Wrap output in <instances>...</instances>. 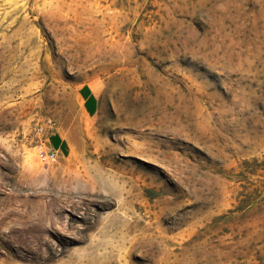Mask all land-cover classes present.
Returning a JSON list of instances; mask_svg holds the SVG:
<instances>
[{
	"label": "rangeland",
	"instance_id": "1",
	"mask_svg": "<svg viewBox=\"0 0 264 264\" xmlns=\"http://www.w3.org/2000/svg\"><path fill=\"white\" fill-rule=\"evenodd\" d=\"M0 264H264V0H0Z\"/></svg>",
	"mask_w": 264,
	"mask_h": 264
},
{
	"label": "crops",
	"instance_id": "2",
	"mask_svg": "<svg viewBox=\"0 0 264 264\" xmlns=\"http://www.w3.org/2000/svg\"><path fill=\"white\" fill-rule=\"evenodd\" d=\"M78 97L81 101L83 111L87 114H93L98 108V98L90 83L84 82L78 87ZM48 147L59 149L61 147L62 139L59 133H52L49 138L45 139Z\"/></svg>",
	"mask_w": 264,
	"mask_h": 264
},
{
	"label": "built area",
	"instance_id": "3",
	"mask_svg": "<svg viewBox=\"0 0 264 264\" xmlns=\"http://www.w3.org/2000/svg\"><path fill=\"white\" fill-rule=\"evenodd\" d=\"M45 141L39 140L34 146L36 151V156L40 160H52L55 158L56 149L45 146Z\"/></svg>",
	"mask_w": 264,
	"mask_h": 264
}]
</instances>
